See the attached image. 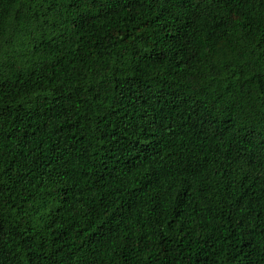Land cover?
I'll return each mask as SVG.
<instances>
[{"label":"trees","instance_id":"obj_1","mask_svg":"<svg viewBox=\"0 0 264 264\" xmlns=\"http://www.w3.org/2000/svg\"><path fill=\"white\" fill-rule=\"evenodd\" d=\"M0 264H264V0H0Z\"/></svg>","mask_w":264,"mask_h":264}]
</instances>
